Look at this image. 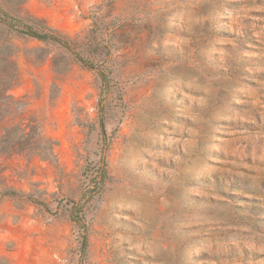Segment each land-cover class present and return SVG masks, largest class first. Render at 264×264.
<instances>
[{"label": "rangeland", "instance_id": "1", "mask_svg": "<svg viewBox=\"0 0 264 264\" xmlns=\"http://www.w3.org/2000/svg\"><path fill=\"white\" fill-rule=\"evenodd\" d=\"M0 10L64 42L0 24L3 126H29L0 154V264H264V0ZM41 138L52 161L27 154Z\"/></svg>", "mask_w": 264, "mask_h": 264}, {"label": "trees", "instance_id": "2", "mask_svg": "<svg viewBox=\"0 0 264 264\" xmlns=\"http://www.w3.org/2000/svg\"><path fill=\"white\" fill-rule=\"evenodd\" d=\"M5 17L6 16L4 15V12L0 10V24L5 28V30L9 29L21 33L24 36L33 38L43 43L64 44V42H60V40L55 38L54 32L52 30L40 22H32L31 24H28L16 22L15 20H7ZM17 82L18 74L15 65L12 60H8L6 62V67L0 70V133H4V135L0 137V154H23L25 150H21V147L27 145L29 141L28 134L25 133L29 128L28 125L24 126V124H20L10 129L3 126L9 111H13L14 105L17 104L15 101H12L13 99L11 97L6 96V94L9 90L16 86ZM101 129L103 132V124L101 125ZM12 134L13 137L17 135V140L10 139L12 138ZM43 143L46 142H44L41 138V141L35 145L33 150H26L27 154L33 153V156L37 155L45 161H49L50 158V161H52L53 147L55 144L52 142H49V144ZM100 173L101 178H104L105 170L103 169ZM96 189H100V187L98 188L97 184L93 186L92 191L95 193ZM73 205L75 204L72 203V206ZM68 213L70 221L76 224L77 221L75 219H77L78 213L75 211V207L70 208ZM83 246L84 244H82V247Z\"/></svg>", "mask_w": 264, "mask_h": 264}, {"label": "crops", "instance_id": "3", "mask_svg": "<svg viewBox=\"0 0 264 264\" xmlns=\"http://www.w3.org/2000/svg\"><path fill=\"white\" fill-rule=\"evenodd\" d=\"M36 261H32L30 264H49L47 251H43L40 254L36 255Z\"/></svg>", "mask_w": 264, "mask_h": 264}, {"label": "built area", "instance_id": "4", "mask_svg": "<svg viewBox=\"0 0 264 264\" xmlns=\"http://www.w3.org/2000/svg\"><path fill=\"white\" fill-rule=\"evenodd\" d=\"M54 258L57 260V261H62V262H66L67 261V259H61V258H59L57 255H55L54 256Z\"/></svg>", "mask_w": 264, "mask_h": 264}]
</instances>
